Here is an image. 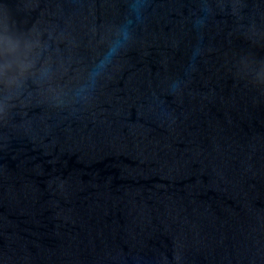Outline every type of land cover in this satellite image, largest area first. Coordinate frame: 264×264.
Returning a JSON list of instances; mask_svg holds the SVG:
<instances>
[{"label": "water", "instance_id": "95a60500", "mask_svg": "<svg viewBox=\"0 0 264 264\" xmlns=\"http://www.w3.org/2000/svg\"><path fill=\"white\" fill-rule=\"evenodd\" d=\"M130 2L0 0V264H264V0Z\"/></svg>", "mask_w": 264, "mask_h": 264}, {"label": "clouds", "instance_id": "9594fccd", "mask_svg": "<svg viewBox=\"0 0 264 264\" xmlns=\"http://www.w3.org/2000/svg\"><path fill=\"white\" fill-rule=\"evenodd\" d=\"M140 0H131L129 12L134 14L137 19L140 18ZM131 20L126 19L116 33V37L110 42L109 52L98 63L97 69L93 70V78L99 74L109 56L129 38V25ZM42 45L37 37L30 33H17L7 26L0 27V52L5 56V62L0 63V77L4 78V83L9 87H20L24 72L35 63V58L39 56ZM3 111V105H0V112Z\"/></svg>", "mask_w": 264, "mask_h": 264}]
</instances>
